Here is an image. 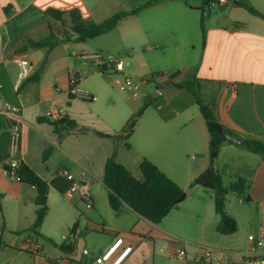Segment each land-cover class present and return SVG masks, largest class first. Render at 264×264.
<instances>
[{
  "label": "crops",
  "instance_id": "obj_1",
  "mask_svg": "<svg viewBox=\"0 0 264 264\" xmlns=\"http://www.w3.org/2000/svg\"><path fill=\"white\" fill-rule=\"evenodd\" d=\"M150 1L0 0V108L4 103L19 108L14 115L0 116V216L3 227H15L14 217L28 223L26 235L12 243L5 242L0 232L3 264H96L118 240L119 246L101 264H111L127 248L131 249L118 264H165L178 245L183 246L177 239L191 233L203 239L199 244L184 242L185 247H194V256L205 245L225 252L245 251L250 247L248 235L264 231V155L245 144L221 145L214 167L223 187L242 179L246 189L225 196L226 212L236 220L237 231L219 234L213 193L194 184L210 164L211 135L199 107L193 95L181 89H163L161 96L152 98L162 85L195 75L219 124L244 142L264 143V0H246L261 16L230 0L216 7L209 6L212 0L157 1L93 41L59 36L52 47H32L49 35L47 10L61 11L69 26L72 10L100 23ZM72 52L123 55L126 73L135 78L163 75L161 85L145 89L140 97L146 102L151 96L155 102L143 111L132 132L126 131V124L142 106L129 103L124 95L116 98L104 79L112 78L111 72L98 73ZM20 57L34 69L17 86ZM81 70L86 74L77 88L92 100L69 96L70 76ZM52 109L62 110L77 128L59 134L45 116ZM47 148L51 153L43 160ZM114 152L116 161L139 180L140 164L149 160L187 193L186 199L159 224L127 206L114 213L103 183L105 162ZM192 152L196 157H189ZM12 163L28 165L48 186V214L37 233L29 232L35 221V189L6 174L4 166ZM63 170L71 180L62 175ZM73 184L82 189L67 197ZM84 190L91 195L92 209L82 204ZM9 205L17 207L11 216ZM27 236L38 252L26 247Z\"/></svg>",
  "mask_w": 264,
  "mask_h": 264
},
{
  "label": "trees",
  "instance_id": "obj_2",
  "mask_svg": "<svg viewBox=\"0 0 264 264\" xmlns=\"http://www.w3.org/2000/svg\"><path fill=\"white\" fill-rule=\"evenodd\" d=\"M162 0H151L147 4L130 12H119L100 23L86 20L79 11L69 12L70 25L66 26L63 13L58 10H47L45 16L48 20L49 35L45 39L32 43L34 48L52 47L58 41L59 36H71L76 42H85L95 39L112 31L122 19L138 14L143 8ZM235 5L241 7L251 14L261 16L246 0H230ZM200 31L203 43L205 41V30L203 23L200 24ZM163 89L175 88L189 91L199 107L200 113L206 123L208 132L211 135L209 142L208 168L196 179L195 184L210 190L212 193L219 192L214 196V209L219 218L216 230L219 234L227 236L237 231L236 220L231 217L225 209V196L228 193L242 194L246 189V182L239 179L230 187L222 185L221 177L217 174L214 162L218 156L221 145L226 142L225 134H230L221 124H219L207 99L201 94V84L195 75L178 82H170L162 85ZM70 98H74L70 95ZM154 99L148 96L142 107L128 120L126 131L132 132L143 111ZM55 129L60 134L64 130H74L77 123L73 120L63 118L52 122ZM102 137H112L109 134L98 133ZM245 146L252 152L264 155V143L258 140H245ZM51 153V148H47L43 153V160H46ZM4 171L9 176H14L19 182L29 185L35 189V221L29 232L37 233L41 228L48 214V186L46 182L36 174L28 165L22 163L11 175V168L4 166ZM142 179H136L132 173L115 158V152L106 160L104 165L103 183L108 189V204L114 213H120L124 206H127L145 220L159 224L170 211L178 204L182 203L187 193L156 165L149 160H143L140 164ZM3 195L0 193V201ZM2 205L0 204V213ZM72 233V231H70ZM5 247L0 234V251ZM71 248V247H69Z\"/></svg>",
  "mask_w": 264,
  "mask_h": 264
},
{
  "label": "built area",
  "instance_id": "obj_3",
  "mask_svg": "<svg viewBox=\"0 0 264 264\" xmlns=\"http://www.w3.org/2000/svg\"><path fill=\"white\" fill-rule=\"evenodd\" d=\"M227 2L228 0H212L210 1L209 6L216 7ZM72 55L77 57L80 61L94 65L98 73L103 74L106 72H111L114 77V84L118 86L119 90L123 92H129L133 98L137 99L145 96V89L150 87L157 88L159 85H161V79L163 78V75L161 74H151L142 78H135L127 74L125 71V59L120 56H105L99 52H72ZM16 62L19 68L16 85L19 86L32 75L34 68L31 62L24 57L16 59ZM85 74V71L81 70L70 76L69 94L73 95V97L92 100L94 98L91 95L80 91L77 88L79 82L84 78ZM18 110V107L4 103L0 108V116L8 117L16 114ZM45 116L53 122L64 118L62 110L60 109L49 110L46 112ZM9 167L11 168V175H14L19 165L12 163L9 165ZM62 175L68 180H71L72 178L65 170L62 171ZM81 189V185L73 184V186L65 193V195L67 197H71L75 192ZM81 200L85 209L89 210L93 208V201L88 190H84L82 192ZM62 239L65 242H68V235H64ZM247 240L250 243V247L245 251L225 252L211 247H201L199 252H197L193 258L198 264H264V231H261L258 234L248 235ZM25 241L26 247L32 253L38 252V246L32 237L27 236ZM120 243L121 240H118L106 254L98 257L96 259V264H101L103 261H106L108 259V254L114 248L118 247ZM130 249L131 248H127L122 253V255L129 252ZM83 252L86 253V250ZM122 255L111 264H118V261ZM186 255L187 251L185 250L184 246H180L173 254V256H175L177 259H184Z\"/></svg>",
  "mask_w": 264,
  "mask_h": 264
},
{
  "label": "rangeland",
  "instance_id": "obj_4",
  "mask_svg": "<svg viewBox=\"0 0 264 264\" xmlns=\"http://www.w3.org/2000/svg\"><path fill=\"white\" fill-rule=\"evenodd\" d=\"M49 32V31H48ZM93 41V40H91ZM91 46L94 44V42L90 43ZM72 50V49H71ZM121 57H123V55H120ZM87 73L89 74V72L87 71ZM88 76V75H87ZM113 76V75H112ZM85 78V77H84ZM105 81H106V85L108 87H110L112 90H113V94L116 98L119 99V97H121V95L125 96L128 98V102L129 103H139L141 106L143 105L144 103V99L143 98H140L138 100H135V98H133L131 96V94L129 92H123V91H120L118 86H116L114 84V78H109L108 75L104 77ZM89 84V83H87ZM132 97V98H131ZM155 102V100H153L151 103H150V106L151 104H153ZM202 123L205 125V122L204 120H202ZM189 157L191 158H194L196 157V154L194 152L192 153H189ZM217 195L216 192L213 193V197ZM8 210H9V215L11 216V213L16 211L17 210V207L15 205H9L8 207ZM23 209H25V206H22ZM14 222H15V227H11L9 226L8 224L4 227H3V220H2V217L0 216V232L3 234V240L6 242H14L15 239L19 238V237H24L26 235V233L28 232L26 226H28V223L27 221L22 218V219H18V217H14ZM21 228H25V229H21ZM202 238L201 236H196L194 233L190 234V235H187V237L183 238L181 237L180 239H177V242L179 243H182V245L184 246V248H186L185 250H187V255L184 259H177L175 256L173 255H170V259H166L164 260L165 261V264H198L197 262H195L194 258H193V254H192V251L194 249V247L192 245H188L185 247V243L184 242H189L191 244H199L197 243L198 241L199 242H202ZM183 241V242H182ZM180 247V244L178 245ZM204 247H209L207 245H205ZM167 254L168 251L165 250L164 251V254ZM0 264H3V256L0 257Z\"/></svg>",
  "mask_w": 264,
  "mask_h": 264
},
{
  "label": "water",
  "instance_id": "obj_5",
  "mask_svg": "<svg viewBox=\"0 0 264 264\" xmlns=\"http://www.w3.org/2000/svg\"><path fill=\"white\" fill-rule=\"evenodd\" d=\"M163 93H164L163 88H158L155 91V93L152 94V98H156L158 96H161ZM225 139H226V141H229V142H234L237 144H245V142L243 140H241L240 138H238L232 134H225ZM194 184H195V182H194ZM216 194L219 195L220 193L216 192ZM0 204H1V201H0Z\"/></svg>",
  "mask_w": 264,
  "mask_h": 264
},
{
  "label": "clouds",
  "instance_id": "obj_6",
  "mask_svg": "<svg viewBox=\"0 0 264 264\" xmlns=\"http://www.w3.org/2000/svg\"><path fill=\"white\" fill-rule=\"evenodd\" d=\"M117 248V247H116ZM116 248H114L109 254H108V256H107V258H109L112 254H113V252L116 250ZM126 253H124L123 255H122V257L119 259V261L123 258V256L125 255ZM119 261H118V263H119Z\"/></svg>",
  "mask_w": 264,
  "mask_h": 264
}]
</instances>
